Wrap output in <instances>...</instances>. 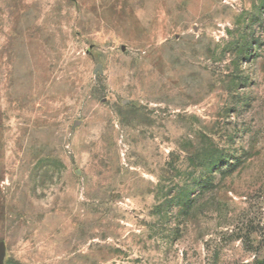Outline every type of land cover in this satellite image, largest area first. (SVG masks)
Here are the masks:
<instances>
[{
  "label": "rangeland",
  "instance_id": "1",
  "mask_svg": "<svg viewBox=\"0 0 264 264\" xmlns=\"http://www.w3.org/2000/svg\"><path fill=\"white\" fill-rule=\"evenodd\" d=\"M0 241L264 264V0H0Z\"/></svg>",
  "mask_w": 264,
  "mask_h": 264
},
{
  "label": "water",
  "instance_id": "2",
  "mask_svg": "<svg viewBox=\"0 0 264 264\" xmlns=\"http://www.w3.org/2000/svg\"><path fill=\"white\" fill-rule=\"evenodd\" d=\"M99 69L102 70L101 65H99L98 69L96 70V73H98ZM5 248H6L5 242L0 241V264H3L2 259H3V255L5 254Z\"/></svg>",
  "mask_w": 264,
  "mask_h": 264
}]
</instances>
